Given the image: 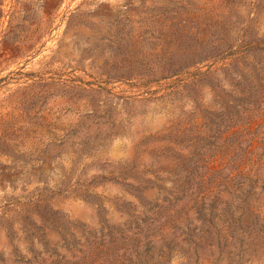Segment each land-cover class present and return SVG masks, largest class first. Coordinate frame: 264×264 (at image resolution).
Wrapping results in <instances>:
<instances>
[{
    "label": "rangeland",
    "instance_id": "374dc122",
    "mask_svg": "<svg viewBox=\"0 0 264 264\" xmlns=\"http://www.w3.org/2000/svg\"><path fill=\"white\" fill-rule=\"evenodd\" d=\"M0 264H264V0H0Z\"/></svg>",
    "mask_w": 264,
    "mask_h": 264
}]
</instances>
